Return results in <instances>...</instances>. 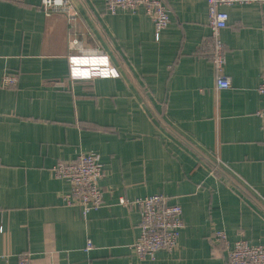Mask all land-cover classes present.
Returning a JSON list of instances; mask_svg holds the SVG:
<instances>
[{
	"label": "crops",
	"instance_id": "0c3cea01",
	"mask_svg": "<svg viewBox=\"0 0 264 264\" xmlns=\"http://www.w3.org/2000/svg\"><path fill=\"white\" fill-rule=\"evenodd\" d=\"M72 2L74 22L41 0H0V264L23 253L30 264H225L216 230L264 244V3L224 7L232 85L218 90L198 55L207 0H163L170 23L159 40L144 8ZM80 54L107 56L118 75L71 78ZM7 73L16 86H1ZM80 152L104 169V202L87 215L64 203L70 184L52 173ZM157 193L182 206L184 224L173 252L140 259V213L120 198Z\"/></svg>",
	"mask_w": 264,
	"mask_h": 264
},
{
	"label": "built area",
	"instance_id": "2783aa9c",
	"mask_svg": "<svg viewBox=\"0 0 264 264\" xmlns=\"http://www.w3.org/2000/svg\"><path fill=\"white\" fill-rule=\"evenodd\" d=\"M264 3V0H207L209 34L200 44L198 55L209 60L216 70V88L218 90L229 88L232 85L231 77L224 73L227 62V48L222 40V30L229 21V13L224 7L235 3ZM109 13L116 14L119 9L135 12L144 8L151 18L155 37L160 39L161 32L170 23V11L163 0H105ZM40 6L47 15L55 12L65 14L74 22L78 15L72 0H41ZM73 48H80L78 39L72 40ZM83 61L78 62V58ZM104 55L80 54L70 57L71 78L111 77L118 73L108 64ZM85 71V72H84ZM18 78L14 74H4L1 80L2 87L16 86ZM257 91L262 96L263 107L258 111L262 119L264 134V80L258 85ZM220 168L219 163L215 169ZM219 170V169H218ZM55 178L69 182L70 189L62 195L67 206H79L84 215L92 209L100 208L104 202V195L100 187V180L104 175L103 164L100 157L93 152H80L73 160H59L53 167ZM124 206H135L140 213V233L132 249L140 259L154 258L159 251L173 252L178 244L183 227V208L180 204L172 203L169 196L162 193L146 195L133 200L121 197ZM214 246H220L227 252L225 264H264V244H252L245 239L231 243L224 230H216L211 239ZM92 248L91 241L87 249ZM30 256L23 253L20 264H30Z\"/></svg>",
	"mask_w": 264,
	"mask_h": 264
},
{
	"label": "bare ground",
	"instance_id": "6f19581e",
	"mask_svg": "<svg viewBox=\"0 0 264 264\" xmlns=\"http://www.w3.org/2000/svg\"><path fill=\"white\" fill-rule=\"evenodd\" d=\"M83 61H89V60H84L83 57H79V58H78V62H83ZM84 72H85V71H84Z\"/></svg>",
	"mask_w": 264,
	"mask_h": 264
}]
</instances>
